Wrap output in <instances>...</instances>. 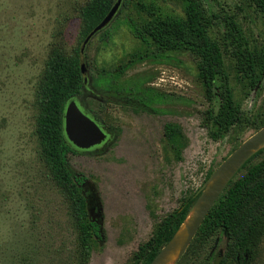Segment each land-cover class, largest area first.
Instances as JSON below:
<instances>
[{"label":"rangeland","instance_id":"1","mask_svg":"<svg viewBox=\"0 0 264 264\" xmlns=\"http://www.w3.org/2000/svg\"><path fill=\"white\" fill-rule=\"evenodd\" d=\"M88 1L0 0V264H22L20 251L32 244L41 250L39 264H73L76 229L70 203L39 154L36 88L55 46L66 53L82 46L79 16ZM200 1L212 18L210 34L222 46L226 82L240 110L241 120L227 131L218 132L211 121L219 112L225 79L217 81L210 99L195 56H163L151 47L148 57L132 64L134 54L146 51L128 26L149 15L137 4L152 5L158 15L184 17L185 3L122 0L106 30L83 53L88 81L104 74L111 83L99 88L130 92L122 95L135 105L150 89L153 101L152 111L124 107L114 98L108 103L102 90L90 92L94 82L79 96L81 110L110 135L95 148L98 153L77 150L70 157L72 167L89 178L99 203L91 216L102 236L89 264H133L162 221L185 198L204 190L223 162L264 127V78L257 77L252 87L237 72L225 27L235 19L248 47L264 52L263 14L251 0ZM167 124L176 126L177 140L184 144L180 159L165 137ZM263 159L264 152L242 167L228 187ZM228 244L215 233L168 264H218L216 257L226 254ZM253 264H264V238Z\"/></svg>","mask_w":264,"mask_h":264},{"label":"trees","instance_id":"2","mask_svg":"<svg viewBox=\"0 0 264 264\" xmlns=\"http://www.w3.org/2000/svg\"><path fill=\"white\" fill-rule=\"evenodd\" d=\"M172 1L185 3L184 17L158 15L152 5L148 7L143 2L137 4V8L138 6L141 8H138L140 11L148 8L149 15L140 21L128 22L132 33L146 47L145 52L133 55L132 64L148 57L151 47H156L163 56L168 52L190 53L195 56L198 59L199 80L210 99L216 96L217 81L225 79L220 109L211 121L218 132L227 131L239 123L241 116L232 90L226 82L228 76L222 46L210 34L212 18L200 0ZM251 1L264 16V0ZM114 5L115 0H89L82 6L79 16L81 21L79 38L82 44ZM225 27L227 39L231 41L233 48L232 54L237 72L249 80L252 87H256L257 77L264 78V52L248 47L235 19H228ZM81 47L75 49L73 53H66L63 47L55 46L36 88V135L39 154L50 177L70 203L71 216L76 229L73 264L90 263L102 232L91 216L92 212L99 210L92 183L84 173L76 171L71 165L70 157L78 151L69 143L65 134L66 108L71 101L75 100L79 103V96L90 87L92 82L96 87L92 84L90 92L94 94L96 89L102 90L105 99L108 98V103H113L111 98H114L118 101L116 103L124 107L145 108L147 111H152L153 103L150 89L144 92V98L142 97L135 105L124 97L128 92H113L98 87L106 85V88H109L107 85H110L111 79L106 78L107 75L102 74L99 79L88 81L82 71L84 61ZM111 136L114 137L113 134ZM165 137L168 144L176 149L175 157L180 159L184 144L177 140L178 133L174 124L166 125ZM263 152L264 148L258 151L243 169ZM88 153L93 155L98 152ZM199 195L200 192H196L185 198L181 206L162 221L150 241L139 248L133 264H150L153 261L183 226ZM215 233H219L229 241L226 254L223 257L221 255L216 257L218 264H253L258 259L259 247L264 238V159L252 166L246 176L230 184L205 218L191 246L198 241L207 242ZM39 255L41 250L35 244L23 247L20 251L22 264H39Z\"/></svg>","mask_w":264,"mask_h":264},{"label":"water","instance_id":"3","mask_svg":"<svg viewBox=\"0 0 264 264\" xmlns=\"http://www.w3.org/2000/svg\"><path fill=\"white\" fill-rule=\"evenodd\" d=\"M122 0H119L105 19L85 39L81 47L82 54L89 42L99 32L104 30L119 11ZM83 74H86L85 64H82ZM65 134L69 143L76 150L89 151L106 143L108 133L98 122L84 113L77 101H71L65 112ZM264 148V127L245 141L223 164L215 171L206 188L200 195L183 226L175 236L160 250L150 264H168L174 256H181L195 239L205 218L227 189L229 183L239 170L261 149ZM192 215V216H191ZM188 227L183 229L188 219ZM175 257V258H176Z\"/></svg>","mask_w":264,"mask_h":264},{"label":"bare ground","instance_id":"4","mask_svg":"<svg viewBox=\"0 0 264 264\" xmlns=\"http://www.w3.org/2000/svg\"><path fill=\"white\" fill-rule=\"evenodd\" d=\"M192 216V215H191ZM191 216H190V218L188 219V222H186V224H185V226H184V228L183 229H186L187 227H188V223H189V221H190V219H191ZM173 258H175L176 256H172Z\"/></svg>","mask_w":264,"mask_h":264},{"label":"flooded vegetation","instance_id":"5","mask_svg":"<svg viewBox=\"0 0 264 264\" xmlns=\"http://www.w3.org/2000/svg\"><path fill=\"white\" fill-rule=\"evenodd\" d=\"M108 137L110 138V135H108ZM95 150H97V149H95V148L94 149H91V151H95ZM88 152H90V151H88Z\"/></svg>","mask_w":264,"mask_h":264}]
</instances>
